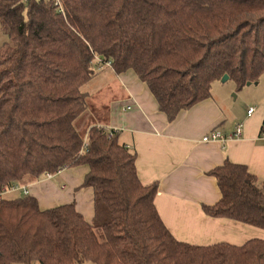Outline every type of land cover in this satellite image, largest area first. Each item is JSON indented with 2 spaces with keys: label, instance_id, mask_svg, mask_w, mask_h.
Returning a JSON list of instances; mask_svg holds the SVG:
<instances>
[{
  "label": "trees",
  "instance_id": "1",
  "mask_svg": "<svg viewBox=\"0 0 264 264\" xmlns=\"http://www.w3.org/2000/svg\"><path fill=\"white\" fill-rule=\"evenodd\" d=\"M0 26V187L83 166L80 188L94 196L91 220L74 201L43 208L30 190L0 199V264H264L262 238L178 240L136 152L98 128L96 112L77 126L93 116L83 87L107 66L134 72L169 122L225 74L237 90L258 81L264 0H0ZM207 175L221 197L206 215L264 230L263 180L228 159Z\"/></svg>",
  "mask_w": 264,
  "mask_h": 264
},
{
  "label": "crops",
  "instance_id": "2",
  "mask_svg": "<svg viewBox=\"0 0 264 264\" xmlns=\"http://www.w3.org/2000/svg\"><path fill=\"white\" fill-rule=\"evenodd\" d=\"M94 80L95 86L85 90L103 118L100 123L115 129L120 141L136 152L140 180L144 184L159 182L155 205L178 240L200 245H241L252 238L264 239L263 229L210 217L203 210V205H213L221 197L216 179L207 173L226 159L247 165L264 181V101L255 104L254 113L248 115L253 105L245 107L241 102L242 108L234 107L226 98H214L212 92L210 98L181 111L169 122L150 89L134 72L116 74L107 66ZM238 124H243V134L238 138L202 141L213 129L230 135ZM86 172L83 166L73 167L52 179L26 181V185L43 208L74 201L91 220L92 189L80 188ZM57 178L59 182L54 181Z\"/></svg>",
  "mask_w": 264,
  "mask_h": 264
},
{
  "label": "rangeland",
  "instance_id": "3",
  "mask_svg": "<svg viewBox=\"0 0 264 264\" xmlns=\"http://www.w3.org/2000/svg\"><path fill=\"white\" fill-rule=\"evenodd\" d=\"M8 39L9 38L6 35L5 31L0 26V47L5 41H8ZM95 81L96 80H94L89 85L84 86L83 89L85 90L86 87H90L91 85L95 86V83H96ZM212 92H213L214 98L216 99L226 98L227 101H229L230 105H233L234 107L238 106L242 108L243 105H241V102L244 104L245 107L249 105H253L254 107H257L260 103L264 101V73L262 74V76L260 77L258 81L252 83L251 85H246L241 90L236 89V84L234 80L232 79H228L225 82H223L222 80L216 81L212 85ZM92 103L93 101L89 99V108L91 107L93 116L90 115L89 119L85 120V123L84 121H82L81 123H77V126L81 131L82 129L84 130L87 123H92L93 121L97 120L96 118H98V115L95 113L96 109L92 105ZM255 104H258V105H255ZM108 129L109 128L107 127L106 130ZM54 181L59 182L60 179L57 178ZM23 182H26V181H23ZM18 195L20 194L18 193V194L12 195V197H15ZM85 264H95V263L88 261V262H85Z\"/></svg>",
  "mask_w": 264,
  "mask_h": 264
},
{
  "label": "built area",
  "instance_id": "4",
  "mask_svg": "<svg viewBox=\"0 0 264 264\" xmlns=\"http://www.w3.org/2000/svg\"><path fill=\"white\" fill-rule=\"evenodd\" d=\"M54 1V0H50ZM56 3H58V0H55ZM255 111V107H250L248 109V115H252ZM98 128L105 129V131L108 133V137H112L115 135L116 130L109 128L106 130L107 126L106 125H99ZM262 132L264 133V121H263V126H262ZM243 134V124H238L235 131L230 134V135H225L221 130L219 129H214L211 132L207 133L206 135L203 136L202 141L205 142H210V141H220V142H225L227 139H233V138H238L242 136ZM88 142L85 141V146H87ZM61 171L57 172V174H60ZM51 172H46L45 173V179H52L55 177V175ZM16 192H22L24 195L29 194V187L28 185H24L21 183H14L11 185H6L3 187H0V199L8 196L9 194L16 193Z\"/></svg>",
  "mask_w": 264,
  "mask_h": 264
},
{
  "label": "water",
  "instance_id": "5",
  "mask_svg": "<svg viewBox=\"0 0 264 264\" xmlns=\"http://www.w3.org/2000/svg\"><path fill=\"white\" fill-rule=\"evenodd\" d=\"M228 79H229V75H228V74H225V75L222 77L221 80H222L223 82H225V81H227ZM251 84H252V82H250V81L247 82V85H251Z\"/></svg>",
  "mask_w": 264,
  "mask_h": 264
}]
</instances>
